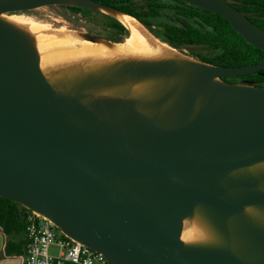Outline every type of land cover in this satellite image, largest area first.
<instances>
[{
	"label": "water",
	"instance_id": "obj_1",
	"mask_svg": "<svg viewBox=\"0 0 264 264\" xmlns=\"http://www.w3.org/2000/svg\"><path fill=\"white\" fill-rule=\"evenodd\" d=\"M184 1L264 50L254 12L230 0ZM67 3L118 11L96 0H0V196L112 264H264V218L247 211L264 216V168L255 167L264 161V87L222 80L262 70L264 59L127 62L58 91L30 38L3 16ZM144 78L164 79L166 89L145 102L82 100L85 90ZM195 210L221 241L181 238Z\"/></svg>",
	"mask_w": 264,
	"mask_h": 264
},
{
	"label": "bare ground",
	"instance_id": "obj_2",
	"mask_svg": "<svg viewBox=\"0 0 264 264\" xmlns=\"http://www.w3.org/2000/svg\"><path fill=\"white\" fill-rule=\"evenodd\" d=\"M101 10L119 20L128 29L129 36L124 41L112 42L102 37L91 41L82 31L64 26L54 27L22 15H4L3 20L30 38L39 54L42 72L58 91H69L88 76L104 73L127 62L186 58L153 35L135 17L111 9ZM165 89L164 79L144 78L85 90L82 100L90 102L122 98L145 102ZM255 167L264 168V161ZM247 211L256 218H264L256 209ZM181 238L190 244H213L221 241L216 229L198 210L183 219Z\"/></svg>",
	"mask_w": 264,
	"mask_h": 264
},
{
	"label": "trees",
	"instance_id": "obj_3",
	"mask_svg": "<svg viewBox=\"0 0 264 264\" xmlns=\"http://www.w3.org/2000/svg\"><path fill=\"white\" fill-rule=\"evenodd\" d=\"M96 1L134 16L161 41L179 50H189L203 62L234 67L257 64L264 59V50L248 43L227 19L184 0ZM230 1L242 11L254 12L250 18L264 28V0ZM70 10L90 20L101 17L110 28L122 35L121 38H111L113 41L120 42L128 35V29L109 14L74 5L70 6ZM193 46H204L205 51L198 52ZM222 80L228 83L249 80L264 87V69ZM30 212L25 206L0 196V227L9 237L6 244L8 255L24 254L26 237L19 241L13 240V237L25 234Z\"/></svg>",
	"mask_w": 264,
	"mask_h": 264
},
{
	"label": "built area",
	"instance_id": "obj_4",
	"mask_svg": "<svg viewBox=\"0 0 264 264\" xmlns=\"http://www.w3.org/2000/svg\"><path fill=\"white\" fill-rule=\"evenodd\" d=\"M23 264H112L107 257L64 233L52 220L35 211L25 230ZM52 246L59 247L56 255Z\"/></svg>",
	"mask_w": 264,
	"mask_h": 264
},
{
	"label": "rangeland",
	"instance_id": "obj_5",
	"mask_svg": "<svg viewBox=\"0 0 264 264\" xmlns=\"http://www.w3.org/2000/svg\"><path fill=\"white\" fill-rule=\"evenodd\" d=\"M70 6H73V4L67 3L62 5H49L29 11L14 13V14L22 15L23 17L25 16V18H31L36 21H41L48 25H52L54 27L64 26L67 27L68 29L79 30L84 32L85 34H90L95 38L103 37V38L111 39V38L122 37L120 33L115 32L112 28H110L101 17L99 16L94 17L91 20L83 18L79 14L73 13L70 10ZM193 49L198 52L205 51L204 46H193ZM176 51H178V54L185 56L186 58H193L199 60L198 57L189 50L176 49ZM58 251H59V247L57 246H52L50 249L51 254L54 255H56Z\"/></svg>",
	"mask_w": 264,
	"mask_h": 264
},
{
	"label": "crops",
	"instance_id": "obj_6",
	"mask_svg": "<svg viewBox=\"0 0 264 264\" xmlns=\"http://www.w3.org/2000/svg\"><path fill=\"white\" fill-rule=\"evenodd\" d=\"M25 234L21 233L13 237V240L19 241L24 238ZM7 234L0 227V264H23V255H8L6 253Z\"/></svg>",
	"mask_w": 264,
	"mask_h": 264
},
{
	"label": "flooded vegetation",
	"instance_id": "obj_7",
	"mask_svg": "<svg viewBox=\"0 0 264 264\" xmlns=\"http://www.w3.org/2000/svg\"><path fill=\"white\" fill-rule=\"evenodd\" d=\"M128 34H129V32H128ZM125 38H126V37H125ZM125 38H124V39H125ZM122 41H123V40H122ZM120 42H121V41H120Z\"/></svg>",
	"mask_w": 264,
	"mask_h": 264
}]
</instances>
